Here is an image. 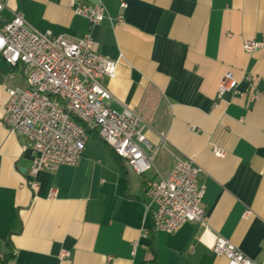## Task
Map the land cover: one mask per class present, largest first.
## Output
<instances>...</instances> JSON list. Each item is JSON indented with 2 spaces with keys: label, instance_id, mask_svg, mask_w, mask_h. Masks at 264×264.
<instances>
[{
  "label": "crops",
  "instance_id": "obj_1",
  "mask_svg": "<svg viewBox=\"0 0 264 264\" xmlns=\"http://www.w3.org/2000/svg\"><path fill=\"white\" fill-rule=\"evenodd\" d=\"M3 1L0 25L17 11L40 33L77 39L90 30L97 51L117 61L114 77L102 79L114 97L107 104L140 115L156 151L153 168L138 174L89 131L77 164L29 175L33 153L3 122L6 90L25 85L27 68L0 57L2 264H227L211 250L215 235L264 264V46L242 48L264 37V0H123V10L121 0H102L112 20L95 25L69 0ZM226 71L241 94L226 92L214 106ZM173 153L200 168L206 220L167 233L153 229L144 178L164 176Z\"/></svg>",
  "mask_w": 264,
  "mask_h": 264
},
{
  "label": "built area",
  "instance_id": "obj_2",
  "mask_svg": "<svg viewBox=\"0 0 264 264\" xmlns=\"http://www.w3.org/2000/svg\"><path fill=\"white\" fill-rule=\"evenodd\" d=\"M74 13L87 18L91 25L104 19L112 20L102 0L91 4L86 0H69ZM4 1L0 0V10ZM121 0L119 8L125 9ZM122 13L115 17L119 22ZM264 46L260 40L245 39L242 48L252 54ZM0 57L10 66L22 64L27 68L25 85L7 88L3 122L8 129L24 139L23 148L33 153L29 175L52 171L62 164L75 165L82 157L87 133L95 132L112 151L136 173L153 168L156 151L145 136L146 121L127 106L120 109L107 104L114 99L102 83L104 77H114L117 61L99 53L91 31L77 39L40 33L33 29L17 11L0 25ZM251 85L250 99L261 94L254 78L245 75ZM226 92L239 95L238 84L231 71L219 81L213 105ZM162 137L160 146L165 147ZM216 156L224 151L212 148ZM174 163L164 176L144 178V191L149 202L153 229L171 233L190 221L205 224L206 214L201 204L203 187L197 183L199 166L192 158L173 153ZM157 174V171H156ZM32 187L36 182H31ZM54 191L49 192L53 196ZM249 211L243 213L249 215ZM132 243V248L136 247ZM215 255L223 256L227 264H254L227 238L215 235L211 245ZM62 252L61 256H67ZM4 255L0 253V264Z\"/></svg>",
  "mask_w": 264,
  "mask_h": 264
},
{
  "label": "trees",
  "instance_id": "obj_3",
  "mask_svg": "<svg viewBox=\"0 0 264 264\" xmlns=\"http://www.w3.org/2000/svg\"><path fill=\"white\" fill-rule=\"evenodd\" d=\"M26 74H27V72L25 71V74H24V77L26 78Z\"/></svg>",
  "mask_w": 264,
  "mask_h": 264
}]
</instances>
